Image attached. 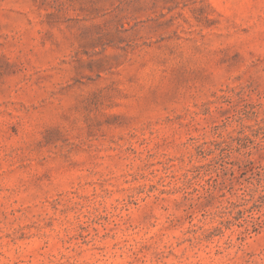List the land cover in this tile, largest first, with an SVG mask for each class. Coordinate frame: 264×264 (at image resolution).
Here are the masks:
<instances>
[{"label":"rangeland","instance_id":"rangeland-1","mask_svg":"<svg viewBox=\"0 0 264 264\" xmlns=\"http://www.w3.org/2000/svg\"><path fill=\"white\" fill-rule=\"evenodd\" d=\"M0 264H264V0H0Z\"/></svg>","mask_w":264,"mask_h":264}]
</instances>
